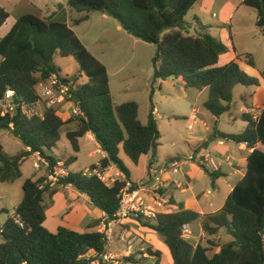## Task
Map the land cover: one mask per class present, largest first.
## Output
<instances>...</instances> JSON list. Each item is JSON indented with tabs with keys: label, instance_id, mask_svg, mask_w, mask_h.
<instances>
[{
	"label": "trees",
	"instance_id": "16d2710c",
	"mask_svg": "<svg viewBox=\"0 0 264 264\" xmlns=\"http://www.w3.org/2000/svg\"><path fill=\"white\" fill-rule=\"evenodd\" d=\"M198 0H68L69 6L78 12L102 11L117 19L123 28L134 37L156 45L153 57V82L170 77L181 78L185 88L202 90L208 88L204 106L214 116L220 117L232 110L235 89L259 86L260 81L250 76L238 59L219 65V58L228 51V46L210 33L190 35L186 33V15ZM244 3L257 10V25L264 28V0H245ZM88 15L75 20L80 24ZM6 25L0 37V102L8 88L15 90L20 104L32 108L39 100L38 85L52 73L61 75L55 65L57 55L76 58L82 73L63 77L72 89L82 115L63 120L58 109L46 108L42 116L28 115L21 105L18 112L3 113L0 105V130H9L18 137L25 148L15 155H8L0 142V183L14 182L22 177V164L33 153L40 152L50 161V168L58 159L54 149L61 140L64 127L75 121L76 128L66 132L73 155L66 165L77 160L81 150L80 139L87 133L95 135L101 149L107 153L99 163H113L123 173L108 186L97 177L70 171L60 185H73L86 193L93 206L102 210L108 220L120 206L122 188L131 181L130 169L121 157V152L135 165L150 152L156 157L161 144V131L154 116V106L148 114L147 123L139 118V104L127 101L117 104L110 91L107 66L84 44L75 30L65 20L46 18L41 10L22 14L11 20V14L0 5V26ZM248 65L255 67L251 54H246ZM86 81L80 83V78ZM153 93H151L152 101ZM246 97H243L245 101ZM251 108L252 105L247 104ZM245 130L229 134L215 129V134L225 140L246 143L253 151L247 159V170L229 194L222 209L203 216V231L216 238L224 231L231 240L220 244L208 239L193 244L183 235L185 224L202 218L193 209L161 212L156 219L138 220L163 237L174 264H264V108L255 119L245 112ZM214 134V136H216ZM51 152V154L49 153ZM154 160V159H153ZM152 166V162L150 163ZM218 172H212L215 181ZM46 174L37 179L26 178L23 183V198L14 215L25 223L21 227L10 215L3 224L0 242V264H88L87 254L94 249L105 250L104 233L96 229L79 232L59 226L56 232L45 226L47 217V192L52 196L57 187L41 188ZM137 184L133 183V188ZM8 211L0 208V214ZM210 246L218 250L210 255ZM155 257L154 264H170L163 261V252L152 246L147 249Z\"/></svg>",
	"mask_w": 264,
	"mask_h": 264
},
{
	"label": "crops",
	"instance_id": "0c3cea01",
	"mask_svg": "<svg viewBox=\"0 0 264 264\" xmlns=\"http://www.w3.org/2000/svg\"><path fill=\"white\" fill-rule=\"evenodd\" d=\"M199 1V9L197 10V12L194 11L191 13V19L187 18L190 11L185 17L186 33L196 36L203 33H210L227 44L228 51L220 56L218 62L219 65H225L228 62L237 59V56L240 55L239 53L241 52L242 57L238 59V61L243 68H251L252 74L259 77L260 85L256 90H254L253 88H249V92L244 91V93L241 94V101L244 104V110L241 114L235 115L231 110L230 112L225 113L220 117H216L209 110L208 111L210 113H208L207 111L206 113H204L201 110L205 108L204 103L208 99V88H204L202 90H198L195 88H185L182 79L176 78L178 95L190 105L191 110L183 106L184 110H178L177 112H174V114L170 115L171 117H162V122L170 123L171 120H174L175 118H186L188 119V121H190V123H193L192 129H194V123L197 121L198 116L200 115L203 118L205 127L201 130H195V134L191 137H185L181 134H177L173 130L172 132L168 130L165 131L163 126L159 122V109L158 107H154V116L161 131V144L157 149L156 157L153 158V155L150 152L149 154L141 158L139 164L135 165L130 160L127 161L125 159V154L121 152V157L125 161L127 167L130 169L131 182L136 183L137 186L145 187L151 186L154 180L152 168L167 165L170 161L179 157H186L187 155L195 151L210 152L212 154L213 158L219 166V168L215 170V172L219 173V176L215 181L212 178L213 171L206 170L200 164L195 162H186L181 165V168L178 172L170 171L163 175L165 185L163 186L161 193L166 201L165 212L193 209L202 215V218H199L198 220L189 224L191 235L189 234L188 236H190V238L192 239L190 240L187 237L185 238H187L192 243L202 236H207V234L203 231V216L222 209L226 202V199L234 189L235 185L244 178L247 170V159L253 151V148L248 147L246 143H237L232 140L225 139L223 143H220L222 138H220L217 133L215 134V129H218V131L224 133L238 134L229 129L234 127V124L237 123L238 118H240L243 123L242 129L240 131L241 133L247 127V122L242 119V115L245 112H250L253 113L254 116H257L260 114L261 109L264 108V62L263 64H261L260 58L258 56V53H260V51H264V28H261L257 25V10L246 5L244 3L245 0H222L218 9L214 11V0H198L197 2ZM195 5L191 10L195 9ZM35 7L42 10L38 6ZM251 8L254 10V13L249 12V9ZM210 16L211 18H209ZM237 16H239L243 21H240V24H238V26L235 28L234 22ZM248 16L251 17L254 25L251 30L241 28L246 25L244 20ZM117 28L120 31L124 30L125 32H127L122 25L118 26ZM2 31L3 30L1 29V32ZM246 54H251L253 56L256 63L255 67L248 65V63L246 62ZM96 57L98 58V56ZM99 59L107 66L110 78V91L113 96L114 102L117 104L127 102L128 100L124 98L118 101L115 99L111 87L110 68L106 64V62H104L101 58ZM261 59L263 58L261 57ZM119 71L120 69L117 70V72ZM169 80L174 81V78L170 77L166 80L158 79L153 82V84L159 85L160 90L162 91L164 84H166V82H168ZM39 88L40 84L38 85V90ZM123 91L127 92L128 90L125 89ZM252 93L254 94V98H252ZM244 96L246 97L245 101L243 100ZM200 102H202V106H200ZM247 104L252 105V107H247ZM32 108L43 114L46 109L45 104L42 101H38ZM59 115L65 121L70 120L73 116L69 107H65L64 111L59 112ZM194 115H196L195 120L192 119ZM225 124L229 127V129L224 128ZM75 128V121L69 122L63 129L61 140L63 139V135L66 136L67 131L73 130ZM6 132V134L8 135H4L5 140H0L4 147V150L6 149L5 142L8 143V141L12 138L11 136L18 138L9 130H6ZM214 134L216 136H214ZM211 137H213V141H209ZM67 141L69 144L68 147L70 150V157L74 152L68 139ZM60 143H58V146L56 147L58 150L60 148ZM80 144L81 150L77 154V162L83 156L84 152L87 151V147L93 146L95 153L99 155L98 159L94 162H91L88 166L85 167V169L92 166L93 164L99 163L102 158L107 156V153L101 149V146L96 140L95 135L91 132L87 133L80 139ZM23 149L30 150L27 147L25 148L24 144L21 143V147L18 152ZM49 153L51 154V152ZM52 154L63 160H66L65 158H62L60 155L56 154L55 150ZM28 160L32 161V166L35 170V174L31 178L37 179L47 173V166L45 165H43L39 170L35 169L34 162L37 160L36 153L31 154L24 161V163L22 164V172L23 166ZM151 162L152 166H150ZM69 169L70 171H74L72 166H69ZM115 169L120 173L119 179H123V173L117 167H115ZM45 202L47 203V217L44 224L52 232H56L59 226H66L70 229L84 232L91 229V225L95 223L99 222V226L103 219L106 217L105 213L102 210L92 205L90 198L86 193L78 191L71 184L57 186V192L52 196L49 194V192H47L45 196ZM19 203L15 206V208L19 205ZM13 215L14 213L11 216ZM98 226L96 227L97 230L99 229ZM150 232H154L156 235H152ZM124 233L126 235L131 234L137 237V241L133 245V252L136 254L141 253L142 250L148 249L153 245L152 247L154 249L159 248L157 250H161L163 252V258L167 253L171 256L170 250L166 251L164 248L165 242H159V239L157 238V236L159 237V234L155 230L150 229L135 218L126 219L123 221L120 227L115 228L114 242L112 245L117 251L127 250V241H124L121 238V235ZM220 234L216 238L211 236H207V238L217 240V238H220ZM148 238L150 239V241L147 242ZM128 239L129 238H127V240ZM170 264H174V262Z\"/></svg>",
	"mask_w": 264,
	"mask_h": 264
},
{
	"label": "rangeland",
	"instance_id": "374dc122",
	"mask_svg": "<svg viewBox=\"0 0 264 264\" xmlns=\"http://www.w3.org/2000/svg\"><path fill=\"white\" fill-rule=\"evenodd\" d=\"M214 10H217L222 0H214ZM0 5L3 6L11 14V20L14 21L22 14L33 12V7H40L41 14L46 18H59L65 20L69 26H71L77 35L82 39L86 44L89 50L98 58H101L110 68L111 72V87L112 92L115 96V99L121 100L126 99L128 101H136L139 104V116L143 123H146L148 120V114L150 113L151 107H158L160 116L159 122L163 126L165 131L172 132L175 131L177 134H181L185 137H191L195 134V130H201L205 127L203 118L199 115L197 121L194 123V129H189L188 125L190 121L186 118H179L171 120L170 123L162 122V117H171L170 115L174 114L178 110H184L189 108L190 105L179 97L176 78L169 80L164 84L163 90H160V86L153 84V57L156 53V45L142 41L124 30H119L117 27L122 25L117 19L113 18L109 14L102 11H90V12H78L70 8L68 0H0ZM200 1L196 3L195 9L190 10L187 18L191 19V13L199 9ZM56 11V12H55ZM55 12V13H54ZM250 13H254V10L249 9ZM54 13V14H53ZM52 14V15H48ZM84 15H88V19L83 21L80 24H75V20ZM211 18V16L209 17ZM239 16L236 17L234 26L235 28L240 24ZM244 22L246 25L240 27L251 30L254 25L250 16H248ZM6 25L0 26V37L2 36L3 30ZM239 28V29H241ZM237 30V29H235ZM221 40V39H220ZM222 41V40H221ZM227 45V44H226ZM261 50V49H259ZM258 50V52H259ZM240 58L242 57L241 52ZM261 64L264 62V51L258 53ZM261 57L263 59H261ZM246 59V58H245ZM2 57L0 55V62ZM55 65H57L64 77H71L74 75H80L82 73L81 66L79 61L72 56H61L57 55L54 59ZM120 69L119 72L117 70ZM244 70L252 77L251 68L244 67ZM86 76L80 78V83L86 81ZM258 86L253 87H244L238 85L235 90V98L232 106V113L239 115L244 110V104L241 101V94L244 91L249 92V88L257 89ZM128 90L127 92L123 90ZM151 93H153L151 101ZM252 98L254 94L252 93ZM202 106V102H200ZM204 113L206 111L210 113L207 109H201ZM242 120L238 118L237 123L234 124V127L229 129L226 124L224 128L233 130L236 133H240L242 129ZM5 129L0 130V140H5L4 135L6 134ZM11 140L5 142L6 149L5 151L9 155L16 154L21 147V141L14 136H11ZM61 142V143H60ZM59 150L55 148L56 154L60 155L62 158H69V147L68 141L65 135L60 141ZM98 154L95 153L93 146L87 147V151L84 152L83 156L72 164L73 170L75 172L84 173L85 167L88 166L91 162H94L98 159ZM127 161L129 159L125 158ZM32 166V161L28 160L23 166V175L20 178H17L14 182H1L0 183V208H5L7 212L0 214V226L4 224L7 218L15 212V206L20 202L23 197V182L26 178L32 177L35 172ZM152 235H156L154 232H150ZM190 234V233H189ZM189 234L184 237L189 238ZM191 235V234H190ZM159 242H165L163 237L157 236ZM210 238L207 236H202L198 238L193 244L202 242L206 245L207 241ZM230 240V236L226 232H221L220 238L217 240L220 244L226 243ZM150 239H147V242ZM153 246V245H152ZM155 247V246H154ZM164 248L166 251H169L168 247L164 243ZM211 251L210 255H213L214 252L218 250L215 246H210ZM159 249V248H155ZM136 251V250H134ZM144 261L146 264H154L155 257L148 259L145 258ZM164 262L173 263L172 257L167 253L163 258Z\"/></svg>",
	"mask_w": 264,
	"mask_h": 264
},
{
	"label": "built area",
	"instance_id": "2783aa9c",
	"mask_svg": "<svg viewBox=\"0 0 264 264\" xmlns=\"http://www.w3.org/2000/svg\"><path fill=\"white\" fill-rule=\"evenodd\" d=\"M40 100L44 102L46 108H56L59 112L64 111L65 107L71 109L73 116L82 115L83 111L79 104L73 100L72 89L69 83L65 82L63 77L58 73H52L48 79L40 83L38 90ZM15 90L8 88L5 96L0 102L3 109V115L5 113H13L21 105L24 113L28 115L37 114L42 116L43 113H39L34 108L28 107L26 104H15ZM258 117L254 116L256 119ZM193 120L196 119V115L193 116ZM193 128V123L189 124V129ZM224 139L220 141L223 143ZM30 149V148H29ZM37 160L34 162L35 169L39 170L43 165L47 166V173L44 181L41 184V188L50 187L55 188L60 185V181L66 178L70 174V169L66 165V161L58 159L53 167L50 168V161L46 156H42L40 152H35ZM186 162H195L200 164L206 170L215 171L219 168L215 159L210 152L195 151L186 157H179L170 161L167 165L152 168L153 182L151 186H137L133 188V182L127 181V184L122 188L120 194V206L114 218L108 220L106 217L98 226V230L104 233L105 250L102 253H98L92 249L87 254L88 264H146L145 258L151 259L147 252V249L142 250L141 253L133 252V245L137 241L135 235H121L122 240L127 241V250L117 251L113 247L115 228L120 227L126 219H138L142 218L144 221L154 220L161 212H165L166 201L161 193L163 186L165 185L163 175L167 172H178L181 165ZM115 164L110 163L106 166L97 164L94 167H88L84 170V174L87 177H97L106 185H113L120 176V173L115 169ZM13 219L21 227L25 226L21 217L13 215ZM3 225L0 226V242H2ZM191 233L189 224L184 225L183 235ZM127 238H129L127 240Z\"/></svg>",
	"mask_w": 264,
	"mask_h": 264
},
{
	"label": "water",
	"instance_id": "95a60500",
	"mask_svg": "<svg viewBox=\"0 0 264 264\" xmlns=\"http://www.w3.org/2000/svg\"><path fill=\"white\" fill-rule=\"evenodd\" d=\"M14 102H15L16 105H18V103H19L17 98H15ZM16 112H18V108L16 109ZM213 140H214L213 137H211L209 141H213Z\"/></svg>",
	"mask_w": 264,
	"mask_h": 264
}]
</instances>
